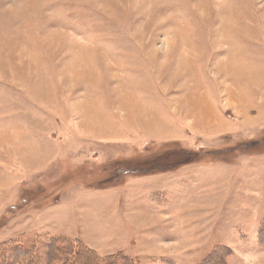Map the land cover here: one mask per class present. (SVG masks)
<instances>
[{
  "label": "rangeland",
  "instance_id": "1",
  "mask_svg": "<svg viewBox=\"0 0 264 264\" xmlns=\"http://www.w3.org/2000/svg\"><path fill=\"white\" fill-rule=\"evenodd\" d=\"M57 236L264 264V0H0V264Z\"/></svg>",
  "mask_w": 264,
  "mask_h": 264
},
{
  "label": "trees",
  "instance_id": "2",
  "mask_svg": "<svg viewBox=\"0 0 264 264\" xmlns=\"http://www.w3.org/2000/svg\"><path fill=\"white\" fill-rule=\"evenodd\" d=\"M147 166L154 167L156 166V164H149ZM133 171L137 172L136 170H133ZM138 173L139 172H137L136 174ZM53 239L51 240L52 243L55 241L60 242L61 240H63L64 242L66 238L63 236H57V237H54ZM68 241H70V245H73L72 250L69 252H66L67 248L62 247V246H65L66 242L55 244L56 246L55 256L58 259L57 262L60 263L61 261V264H88V260L92 262L90 264H140L137 258L125 255L123 253L112 254L109 256H102L96 253V251H94L92 248H89L88 246H86L80 239L68 240ZM50 250H51L50 258L53 259L54 252L52 251L51 247H50ZM15 253H16L15 256L18 258L19 261H22L21 262L22 264H25V263L26 264H38L39 258L37 257L35 250L18 248L16 249ZM216 255H217V251L213 252L209 258L202 261L200 264H222L224 256L223 255L216 256ZM213 258L214 260L210 261ZM28 259L31 261L30 263L26 261Z\"/></svg>",
  "mask_w": 264,
  "mask_h": 264
},
{
  "label": "bare ground",
  "instance_id": "3",
  "mask_svg": "<svg viewBox=\"0 0 264 264\" xmlns=\"http://www.w3.org/2000/svg\"><path fill=\"white\" fill-rule=\"evenodd\" d=\"M206 114V113H205Z\"/></svg>",
  "mask_w": 264,
  "mask_h": 264
}]
</instances>
